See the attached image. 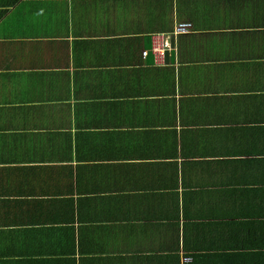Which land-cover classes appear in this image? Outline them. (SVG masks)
<instances>
[{"label": "crops", "instance_id": "0c3cea01", "mask_svg": "<svg viewBox=\"0 0 264 264\" xmlns=\"http://www.w3.org/2000/svg\"><path fill=\"white\" fill-rule=\"evenodd\" d=\"M0 264H264V0H0Z\"/></svg>", "mask_w": 264, "mask_h": 264}, {"label": "built area", "instance_id": "2783aa9c", "mask_svg": "<svg viewBox=\"0 0 264 264\" xmlns=\"http://www.w3.org/2000/svg\"><path fill=\"white\" fill-rule=\"evenodd\" d=\"M191 28L190 23H180L175 29L176 33H186ZM152 53L155 56L156 62L162 63L165 60V54L167 51V44L161 35H153L152 39ZM145 55H148V51L144 52Z\"/></svg>", "mask_w": 264, "mask_h": 264}]
</instances>
